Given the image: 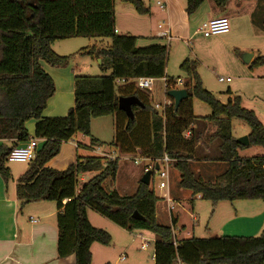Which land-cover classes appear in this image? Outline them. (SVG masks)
<instances>
[{"label": "trees", "instance_id": "obj_1", "mask_svg": "<svg viewBox=\"0 0 264 264\" xmlns=\"http://www.w3.org/2000/svg\"><path fill=\"white\" fill-rule=\"evenodd\" d=\"M117 1L132 5L139 15L149 13L141 0H0V141L13 143L0 147V175L6 182L11 178L7 157L18 144L31 139L27 125L35 121L34 138L44 142L17 182V200L21 207L34 202L56 203L58 258L74 255L76 264H91L92 245L111 244L110 234L89 222L90 209L122 229L153 233L155 264H264V231L257 237H193L174 246L173 228L158 222L157 204L161 199L150 186L140 183L132 197H121L116 191L110 193L105 189L106 181H115L119 159L78 157L75 164L62 171L47 167L59 155L63 144L77 134L89 138L90 147L102 146L91 134V122L111 116L116 132L112 146L124 155H134L140 149L143 157L153 161L167 155L180 174V188L193 196L200 195L215 206L236 201L264 203V157H239L238 151L244 147L232 137L231 120L248 122L252 129L250 145L264 146L263 125L253 112L241 107L239 99L222 104L205 90L196 64L189 60L181 66L191 79L184 84L189 97L178 109L172 102L164 121L144 90L137 87L136 80L166 78L167 47L154 43L141 48L139 38L117 35ZM205 1L187 0L186 13L193 15ZM213 1L224 8L231 0ZM75 38L111 40L107 49L93 46L81 52L101 58L102 72L110 74L75 77V104L67 117L45 118L56 86L41 62L52 68L68 66L72 57L59 56L52 45ZM262 65L264 57L251 63V67ZM118 80H125V85L117 94ZM167 80L174 83V79ZM127 97H137L144 105L143 109L133 107V119L118 107L119 98ZM193 98L210 107L212 114L204 121L216 128L212 137L221 142V159L229 166L215 182H205L192 171L196 140H187L183 135L195 118L190 107L183 105ZM93 172L100 173L81 184V176ZM135 212L143 220L133 219Z\"/></svg>", "mask_w": 264, "mask_h": 264}, {"label": "rangeland", "instance_id": "obj_2", "mask_svg": "<svg viewBox=\"0 0 264 264\" xmlns=\"http://www.w3.org/2000/svg\"><path fill=\"white\" fill-rule=\"evenodd\" d=\"M141 1L144 3L145 8L149 10L147 15H139L130 4L118 1L115 3L116 34L139 37L138 46L141 48L148 47L154 42L166 46L168 50L166 74L169 79H180L184 83H190L191 79L188 73L182 70L181 66L186 60L195 63L196 72L205 90L213 94L222 104H228L230 100L239 99L241 107L253 112L264 127V65L251 67V63L258 57H264V0H232L228 5V13L226 14L230 23V33L211 38H204L199 32V28L208 17H212V14L209 13L211 4H214L212 0H206L193 15L186 13L187 0H178L180 4L176 8L177 10L175 12L169 11V13H164L159 9L157 0ZM170 24L174 29L170 41L162 38H152L151 35H158L161 32L158 29L159 26L164 31L169 29ZM98 40L92 38L60 40L53 43L52 50L59 56H71L72 59L68 64L70 66L77 64L78 67H88L84 70L83 76L109 75L110 71L105 74L101 71L96 56L81 54L84 49L91 48L95 44L98 47L111 45L110 39H103V45ZM248 56H252L250 64L246 63ZM219 78L225 80L229 78L231 82L221 83ZM119 87L120 85L116 84L115 91L117 94ZM181 89L183 87H179L178 90ZM229 90L231 94H228ZM143 92L149 97L152 107L156 104L163 106L169 101L166 97L163 79H157L150 91L144 90ZM183 106L190 107L196 121H203L212 114L210 107L196 98L184 103ZM110 120H112L111 116L94 119L91 129L96 135H102L106 139L104 142L99 140L103 143V150L117 152L116 148L112 147V143H110L111 137L115 133V128L113 129V126H111ZM203 124L205 128L201 130L204 131L201 132L197 129L196 132L199 137L204 138L205 142L210 135L213 136L216 128L209 122ZM231 127L232 137L235 141L244 137L249 138L252 133L248 122L239 118L231 120ZM92 131L91 134L94 137ZM208 143L213 146L221 144L217 139L208 141ZM202 149L203 147L196 151L195 159L197 161L193 160L192 171L196 177L202 178L205 182H215L217 177L227 171L228 163L220 158L219 149L216 150V153L213 151L210 161L200 162L203 159ZM238 155L243 159L264 157V146L249 145L240 149ZM59 156L60 154L54 159ZM215 156H217V160H213ZM118 159L115 181H106L104 184L105 189L108 190L112 184L116 189L114 191L121 197H132L139 189L148 163L143 161L141 164L136 165L135 158L124 159L119 156ZM6 165L13 175L24 171L28 167L27 163L7 162ZM68 166L65 165V169ZM169 173V187L166 190H161L159 188L160 177L157 172H154L150 188L155 192V195L168 197L172 189V192L178 195V198L185 201L183 206L186 209L183 211V208H177L176 217L184 224L187 223V226L188 222L191 226H196L194 238L223 237V231L219 228L227 221L226 218L234 213L230 204L225 203L223 207L217 209L213 203L203 200L200 195L192 196L187 190L181 189L178 184L179 172L173 165L169 168ZM108 192L112 193L110 190ZM258 204L263 205L264 203L259 202ZM160 206L161 204H158V207ZM186 210H190V212L186 213ZM192 214L196 216L197 220L193 223L190 218ZM96 216H99V214ZM99 218L107 224L109 230H102L109 231L112 241L108 247L100 246V251H95L96 264L104 261L107 264H155V236L153 233L143 229L124 230L113 222L105 221L106 219L103 216ZM158 222L164 226L171 227L172 225L169 214L166 212L159 214ZM263 231L251 237L260 236ZM139 234H143L150 243L146 251L141 249V239L135 237ZM176 235L178 234L176 233ZM175 264H179V262Z\"/></svg>", "mask_w": 264, "mask_h": 264}, {"label": "crops", "instance_id": "obj_3", "mask_svg": "<svg viewBox=\"0 0 264 264\" xmlns=\"http://www.w3.org/2000/svg\"><path fill=\"white\" fill-rule=\"evenodd\" d=\"M165 1L167 3V12L164 13H169V11L175 12V10H177L176 8H178L180 4L178 0H165ZM230 2H232V0ZM229 3L224 8L217 7L215 3L211 4L209 13L212 14V17L211 18L208 17L206 21L221 17L227 18L226 14L228 13ZM115 10H116V6H115ZM115 18H116V13H115ZM169 29L172 36V32L174 31L172 24H170ZM151 36L152 38H159L158 35H151ZM98 41L101 43V45H103V39H99ZM94 46L101 49H107L110 47L109 45L106 46L103 45V47H98L97 44H95ZM251 62L252 59L248 64H250ZM98 63L101 69V65H102L101 58H98ZM41 65L43 66L44 70L52 77L56 86V94L49 101L48 107L44 112V117L65 118L67 117L70 109H72L75 104L74 79L77 76L80 75L83 76L82 74L84 70L87 69L88 67H78V65L75 64L74 66L68 65L63 68H52L43 62H41ZM165 79H169L167 74ZM116 84L120 85V87L125 85V83L122 82L121 83L116 82ZM110 121H111V126H113L114 129L115 128L114 117H112V120ZM203 123L206 122L204 120L203 121L194 120L191 125V128L185 131L183 135L184 138L187 140L191 138H194L196 140L194 161L196 160L195 159L196 151L199 148L203 147L202 149L203 159H201L200 161L202 163L210 161L211 160L210 156L211 154L214 153L213 151H215L216 153V150L220 148V144L213 146L211 143H208V141L210 142L212 140H215L211 135L209 136V139L205 140V142H204V138L198 136L196 130L204 129L205 126ZM92 124L93 122L91 123V126H93ZM35 125H36L35 121H32L27 125L31 138H34L35 135ZM203 131L204 130H201V132ZM188 132L192 133L191 138H186V134ZM92 133L94 135V138H96L97 140H100L102 142L106 140L102 137V135L101 136L96 135L94 131H92ZM114 134H116V132ZM114 134L111 137L112 139L110 143L114 142L115 139ZM38 142L39 145L41 146L44 141L38 140ZM3 144H6L8 146L13 145V143L10 141H0V147ZM103 149L104 146L90 147V139L82 134L81 135L77 134L73 137V139H71V141L63 144L60 151L61 153H59L60 156L54 160L52 159L47 164V167L62 171L65 170V165L71 166L75 164L78 157L84 158L88 156H96V157L107 158L109 160L118 159L119 156L120 158H124V159H130V158L137 159L138 157H143L141 155L140 149H137L134 155H124L120 152L118 148H116L117 152L106 151ZM213 158H214L213 160L218 159L217 156ZM147 159L151 160L149 158ZM147 163L149 162L147 161ZM172 165L173 164H171L170 168L172 167ZM28 168H29V164L28 167L24 169V171L16 175H13L11 170L9 169L11 178L7 182L0 175V264H76V259L74 255L64 259L58 258L57 246H58L59 231L57 228V214L59 210L56 203L34 202L24 207L20 206L17 200L16 186L20 177L27 171ZM97 173L99 172H93L81 176L80 178L81 184L86 183L87 181L92 179ZM179 180H180V174H179ZM179 180H178V184H179ZM108 181L114 182L111 180ZM169 181H170V173H169ZM108 190L114 191L116 189L111 184ZM188 192L193 196L192 192L190 191ZM174 195L175 194L172 192V189L168 197L165 196L160 197L156 195L159 199H161L158 203L161 204V206L158 207L157 204V219L159 218V214L162 213L164 214L165 212L169 214V218L172 224L171 227L173 228L175 243L177 245L181 241L193 238L196 226L195 225L191 226L189 224L190 222H188V226H187V223L184 224L183 221H179V218L176 217V212H177L176 209L183 208L184 211L186 207L183 206L185 201L178 198V195L175 196ZM66 203L67 201H64L63 205H65ZM225 203H229V202H220L219 204L216 205V208L218 209L219 207H223ZM258 203L259 201H236L233 203H229L231 209L233 210L232 212L234 213L232 215H229L226 218L227 221L224 222V225H222L219 228V230L223 231L222 236L251 237V236H256L258 233L264 230V204L260 205ZM185 212L189 213L190 210H186ZM87 215L89 222L93 227L97 229L109 230L107 224H105L99 218L101 216L100 215L96 216L98 215L96 214V212L89 209L87 211ZM190 218L192 219V223L197 221L196 216H194L193 214L190 215ZM104 219H106L105 221H109L105 217ZM176 233L179 235V238L178 235H176ZM139 235H143V234H139ZM135 237L137 238L138 235H136ZM100 246L102 245L99 244L92 245L91 264H96L95 251L99 252ZM100 264H107V263L106 261H104L101 262Z\"/></svg>", "mask_w": 264, "mask_h": 264}, {"label": "built area", "instance_id": "obj_4", "mask_svg": "<svg viewBox=\"0 0 264 264\" xmlns=\"http://www.w3.org/2000/svg\"><path fill=\"white\" fill-rule=\"evenodd\" d=\"M157 6L162 12L167 11V3L165 0H157ZM159 34L158 37L162 39H166L168 41L171 40L172 36L170 33V29L162 31V27H158ZM200 34L204 38H211L214 36H219V35H226L230 33V23L229 19L225 17L221 18H215V19H210L206 22H204L201 27L199 28ZM157 79L154 78H139L136 80V85L139 89L141 90H151V87L153 86L154 82ZM165 83V92H166V97L167 93L169 91H174L178 90L179 87H183L184 89V81L178 79L174 80V83L169 82L167 79H163ZM231 82V79H223L219 78V82ZM124 83L125 80H118L117 83ZM168 98V97H167ZM169 101L165 103L163 106L162 105H154V109L157 110L164 118V121H166V114L165 111L167 108H169L172 105V100L168 98ZM174 103V102H173ZM192 133L188 132L186 134V138H191ZM40 148L39 142L35 138H31L27 142L20 143L18 144L10 153V155L7 157V162L10 163H27L30 164L35 160L36 154L38 149ZM149 162L146 167H145V172H157L158 176L160 177V184L159 188L161 190H166L169 187V168L173 162L167 155H165L162 159L153 161V160H148L147 158L143 157H138L135 159V164L139 165L141 162ZM158 167V170L156 168ZM152 178V177H151ZM139 239H141V249L143 251L148 250L149 248V241L144 235H138ZM174 246H177L176 243L174 242Z\"/></svg>", "mask_w": 264, "mask_h": 264}, {"label": "water", "instance_id": "obj_5", "mask_svg": "<svg viewBox=\"0 0 264 264\" xmlns=\"http://www.w3.org/2000/svg\"><path fill=\"white\" fill-rule=\"evenodd\" d=\"M251 59L252 56H248L246 58V63H249ZM167 97L174 102L175 108L178 109L181 103L188 99L189 95L186 89H181V90L169 91L167 93ZM134 106H137L141 109L144 108L143 103L137 97L119 98L118 100L119 110L124 112L131 119L134 118V113H133ZM236 142L243 147H247L250 145L248 137H244L239 140H236ZM156 170H158V167L156 168ZM151 176H152V172H146L141 180V183L146 186H150ZM133 219L143 220V218L140 216L138 212H135L133 214Z\"/></svg>", "mask_w": 264, "mask_h": 264}]
</instances>
